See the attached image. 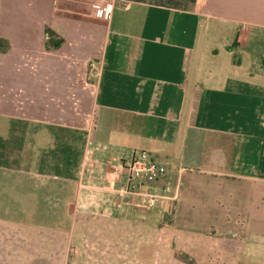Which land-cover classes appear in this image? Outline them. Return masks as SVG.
<instances>
[{
	"label": "crops",
	"instance_id": "1",
	"mask_svg": "<svg viewBox=\"0 0 264 264\" xmlns=\"http://www.w3.org/2000/svg\"><path fill=\"white\" fill-rule=\"evenodd\" d=\"M93 4L0 0V136L36 161L0 160V199L46 217L4 203L0 264H264V0ZM132 150L167 174L131 190Z\"/></svg>",
	"mask_w": 264,
	"mask_h": 264
},
{
	"label": "rangeland",
	"instance_id": "2",
	"mask_svg": "<svg viewBox=\"0 0 264 264\" xmlns=\"http://www.w3.org/2000/svg\"><path fill=\"white\" fill-rule=\"evenodd\" d=\"M6 128V127H4ZM4 130V129H3ZM14 133V132H13ZM20 133V132H19ZM32 130L29 129L28 131V144L30 145H34L36 142V139L34 138V136H31ZM4 134V133H3ZM1 135V132H0ZM6 136H0V160L3 161L6 159L10 160V163L12 165H18V166H27V167H31V165L33 166L36 161H34V156H35V147H15L18 146L20 144L19 141V135H18V130L17 132H15V134L5 138ZM5 138V139H4ZM25 137L23 136L22 139H24ZM21 140V138H20ZM15 145V146H14ZM3 147V149H2ZM5 147V148H4ZM4 150V151H3ZM13 160V161H12ZM12 161V162H11ZM25 175H31L30 173H26ZM25 198V196L23 195H19V193H15L13 191V194L11 196V200L8 201H3L0 199V209L2 211L3 206H5L4 203H7L8 206L11 208L12 211V215L11 218L13 220H17V221H32L34 223H43L44 219L46 217H39V216H34L32 215L35 211H36V206L38 204V200L32 196V198L25 200L23 199ZM21 212H27L28 215H22ZM20 213V214H19ZM43 218V219H42ZM50 218V217H48ZM47 218V219H48ZM170 233V232H169ZM169 233H167V235L169 236ZM165 235V236H167ZM160 235L157 234L156 239H159ZM76 253V251H75ZM74 249H69L67 256L69 259V256L74 254ZM80 257V262H76L75 264H89V263H85L83 260L84 257V253L81 251L77 253ZM178 260H182L185 262H188L189 264H195V261L190 260V257L188 256V258L185 260L183 256H185L186 254H178ZM67 259V258H66ZM64 264H68L67 262H64ZM97 264V263H95ZM126 264V263H125ZM132 264V263H131Z\"/></svg>",
	"mask_w": 264,
	"mask_h": 264
},
{
	"label": "built area",
	"instance_id": "3",
	"mask_svg": "<svg viewBox=\"0 0 264 264\" xmlns=\"http://www.w3.org/2000/svg\"><path fill=\"white\" fill-rule=\"evenodd\" d=\"M103 5H92V15L98 18H108L115 7L116 0H104ZM123 168L128 171L129 188L135 191L136 187L132 186V181L136 180L140 185L144 183H153L164 177L168 169L165 165L153 159L148 151L132 150L127 153ZM142 204L145 207H154L160 200V196L154 193H142Z\"/></svg>",
	"mask_w": 264,
	"mask_h": 264
},
{
	"label": "trees",
	"instance_id": "4",
	"mask_svg": "<svg viewBox=\"0 0 264 264\" xmlns=\"http://www.w3.org/2000/svg\"><path fill=\"white\" fill-rule=\"evenodd\" d=\"M47 33L50 35V39H49V42H48V46H50V44H52V38H53V36H54V32H53L50 28H48V29H47ZM56 45H57V44H56ZM183 257H184L185 260L188 258L187 255H185V256H183Z\"/></svg>",
	"mask_w": 264,
	"mask_h": 264
}]
</instances>
